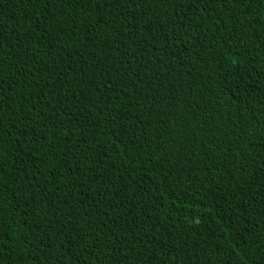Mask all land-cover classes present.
<instances>
[{
  "label": "trees",
  "instance_id": "trees-1",
  "mask_svg": "<svg viewBox=\"0 0 264 264\" xmlns=\"http://www.w3.org/2000/svg\"><path fill=\"white\" fill-rule=\"evenodd\" d=\"M0 264H264V0H0Z\"/></svg>",
  "mask_w": 264,
  "mask_h": 264
}]
</instances>
